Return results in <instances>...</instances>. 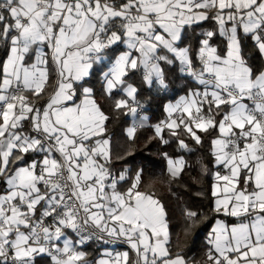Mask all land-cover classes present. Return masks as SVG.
Wrapping results in <instances>:
<instances>
[{
  "label": "snow or ice",
  "instance_id": "6c2138e0",
  "mask_svg": "<svg viewBox=\"0 0 264 264\" xmlns=\"http://www.w3.org/2000/svg\"><path fill=\"white\" fill-rule=\"evenodd\" d=\"M249 45L264 60V0H0V264H89L79 249L91 241L135 253L96 264H189L173 254L162 200L140 190L143 169L118 190L129 169H111L110 117L86 86L97 65L105 93H124L113 110L133 118L129 140L146 121L130 74L167 89L165 68L178 65L203 86L165 106L151 139L167 145V130L191 151L183 136L200 145L198 132L218 133L212 211L238 223L216 221L205 264H264V65ZM163 157L173 183L186 162ZM185 218L187 236L201 219Z\"/></svg>",
  "mask_w": 264,
  "mask_h": 264
},
{
  "label": "trees",
  "instance_id": "16d2710c",
  "mask_svg": "<svg viewBox=\"0 0 264 264\" xmlns=\"http://www.w3.org/2000/svg\"><path fill=\"white\" fill-rule=\"evenodd\" d=\"M212 26V21L203 22L197 28V33L201 30H208ZM215 43L223 54L225 46L222 43V38H218ZM120 48H123L122 45ZM2 55L3 52L0 50V56ZM248 55L254 68L259 69L264 65L259 54L251 50V45L248 47ZM197 67H199L198 62ZM96 68L97 71L87 79L86 86L92 88L93 98L110 117L107 121V136L110 138L113 173L119 175L126 167L129 169V179L119 184L120 191L130 186L131 178L142 168L140 190L154 193L166 207L173 254L181 252L189 264H205L208 233L216 219L224 218L221 214L218 215L212 211V173L216 168L208 148L211 140L218 133L215 131L211 134L198 132L197 134L202 138L200 145H197L190 137L183 136L182 138L191 151L180 149L175 138L171 137L167 130L163 133L164 138L169 140L167 145L162 144L159 139H151L154 136L153 125L164 120L163 106L175 101L189 90L195 89V83L178 71V65L165 68L168 88L164 91H160L157 86L148 88L144 85L142 72L130 74L128 82L138 88L137 100L143 105L142 110L147 119L144 126L137 130L135 139L129 140L125 132L126 128L130 126L129 117L113 110L115 100L124 96L121 92H115L112 96L107 95L104 91L99 66L97 65ZM103 70L106 71L107 68L105 67ZM129 152L132 155H128ZM165 152L173 159L183 157L186 162L181 176L173 183H169L166 160L163 157ZM205 166L208 169L207 173L204 172ZM0 190H2V186H0ZM186 210L197 212L201 219L194 232L187 236L184 231ZM100 250L101 245L93 242L83 248L87 261L97 258Z\"/></svg>",
  "mask_w": 264,
  "mask_h": 264
},
{
  "label": "crops",
  "instance_id": "0c3cea01",
  "mask_svg": "<svg viewBox=\"0 0 264 264\" xmlns=\"http://www.w3.org/2000/svg\"><path fill=\"white\" fill-rule=\"evenodd\" d=\"M123 47V46H122ZM263 61V63H264V60H262ZM183 75V74H182ZM188 77V76H187ZM194 83H195V85H196V88L195 89H193V91H195V90H197V89H199L200 91H203V86L202 85H199L198 83H196V81L195 80H193L191 77H189ZM88 79V78H87ZM55 83V78H54V75H53V77H52V79H51V81H50V84H54ZM103 86H104V80H103ZM154 86H157L158 88H159V86L158 85H154ZM160 89V88H159ZM51 87H49V89H48V91L49 92H51ZM160 91H164V89H160ZM190 91V90H189ZM188 91V92H189ZM187 92V93H188ZM122 93V95L124 96V93L123 92H121ZM187 93H185V94H183V95H181L180 97H178L175 101H173V102H171V103H167L166 105H168V104H175L181 97H183V96H185V95H187ZM108 95V94H107ZM75 99V102L76 103H80V101H81V99H82V96L79 94V92H78V94H77V96L74 98ZM247 102V101H246ZM166 105H164L163 106V109H162V112H163V115H164V120L167 118V113L165 112V106ZM140 116H143V117H146L145 116V114L143 113V110L141 109L140 110ZM129 117V119H130V126L133 124V118L131 117V116H128ZM147 119V118H146ZM137 124H139V117H137L136 118V121H135ZM146 122V121H145ZM145 122H144V124H145ZM158 124V123H157ZM129 126V127H130ZM140 127H138L137 128V130L139 129ZM127 129V128H126ZM125 132H126V130H125ZM127 135V134H126ZM211 148H212V146H211V143H210V145H209V148H208V150H209V153L211 154ZM178 158H180V157H178ZM174 159H176V158H174ZM166 165H167V161H166ZM221 172H223L224 170L223 169H219ZM215 171H217V168H216V170ZM121 182H123V181H121ZM120 182V183H121ZM214 182V181H213ZM119 183V184H120ZM119 184H118V189H119V191H120V187H119ZM213 184V183H212ZM212 188V187H211ZM127 190V188L125 189V190H122V192L123 191H126ZM222 215V214H221ZM222 216H224V215H222ZM217 220H222L226 225H228L229 227L230 226H232V225H234V224H237L238 223V220L236 219V218H234V217H226V216H224V218H222V219H216L215 221H214V223H213V225H212V227H211V229H210V231L212 230V228L215 226V223H216V221ZM73 236H74V234H72ZM101 245V250H100V252H99V255L97 256V258H95L93 261H88L89 262V264H96V261H98V260H100V259H109V256L108 255H106V253H111L112 254V258H114L115 257V255L117 254V253H123V252H125V251H128L129 253H130V257H131V254H133L134 255V258H135V253L134 252H132V250L130 251V250H128V249H126V248H124V247H122V246H108V245H105V244H100ZM83 248H84V246H81L80 247V251H83ZM43 260H45V261H39V264H51V259L50 258H48V257H45Z\"/></svg>",
  "mask_w": 264,
  "mask_h": 264
},
{
  "label": "built area",
  "instance_id": "2783aa9c",
  "mask_svg": "<svg viewBox=\"0 0 264 264\" xmlns=\"http://www.w3.org/2000/svg\"><path fill=\"white\" fill-rule=\"evenodd\" d=\"M92 242H93V243H97L98 245H100V244H104V243H102V242H96V241H91V242H89V243H92ZM105 245H108V246H122V247H124V248H126V249H128V250L131 251V249L129 248V246H128L127 244H125V243H122V242L108 243V244H105ZM131 258H132V259H135L133 254H131Z\"/></svg>",
  "mask_w": 264,
  "mask_h": 264
}]
</instances>
